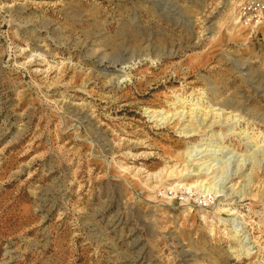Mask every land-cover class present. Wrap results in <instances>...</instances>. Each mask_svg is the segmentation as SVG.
I'll list each match as a JSON object with an SVG mask.
<instances>
[{
	"label": "rangeland",
	"instance_id": "obj_1",
	"mask_svg": "<svg viewBox=\"0 0 264 264\" xmlns=\"http://www.w3.org/2000/svg\"><path fill=\"white\" fill-rule=\"evenodd\" d=\"M0 264H264V0H0Z\"/></svg>",
	"mask_w": 264,
	"mask_h": 264
},
{
	"label": "bare ground",
	"instance_id": "obj_2",
	"mask_svg": "<svg viewBox=\"0 0 264 264\" xmlns=\"http://www.w3.org/2000/svg\"><path fill=\"white\" fill-rule=\"evenodd\" d=\"M161 120H162V119H161ZM164 120H165V119H164ZM166 120H167V118H166ZM166 120H165L164 122H166ZM162 121H163V120H162ZM224 149H225V148H224ZM221 150H223V149H221ZM192 157H193V156H192ZM191 160H192V159H189L188 163H190ZM240 162H241V161H240ZM192 166H193V165H192ZM209 185H210V184H209ZM206 189H207V188H206ZM208 189L210 190L211 188H208ZM211 190H213V189H211ZM217 193H218V192H217ZM218 194H219V193H218ZM233 195H234V194H233ZM221 197H222V196H221ZM221 197H220V198H221ZM242 236H243V235H242ZM242 246H243V245H242ZM240 247H241V246H240ZM243 248H244V247H243ZM243 248H241L242 250L240 249V252H239V253L242 254V255H245V254L247 255V254H248L247 256H249V253H250V252H249L248 250L243 249Z\"/></svg>",
	"mask_w": 264,
	"mask_h": 264
}]
</instances>
